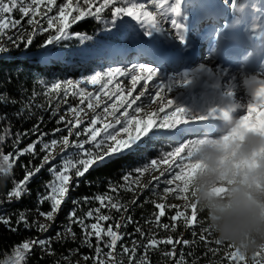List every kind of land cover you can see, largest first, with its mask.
Instances as JSON below:
<instances>
[{"label":"snow or ice","instance_id":"obj_1","mask_svg":"<svg viewBox=\"0 0 264 264\" xmlns=\"http://www.w3.org/2000/svg\"><path fill=\"white\" fill-rule=\"evenodd\" d=\"M223 5L229 10L228 15L223 18L222 24H217L222 13H209L207 9L212 8V4H198L195 0H60L59 3L58 0H0V54L9 51L3 43L4 39L17 48L24 44L27 49L38 35L49 33L40 48L59 44L70 39L73 34L69 29L86 18L110 24L111 27L105 28L110 32L117 27V21L128 17L139 25L149 41L162 36L177 42L182 50L188 49L191 46L193 14L200 11L202 15L199 19L213 21L202 34L209 41L207 58L220 55L238 61L235 72L200 62L191 70L167 75L161 62L167 61L171 54L153 49L149 44L145 46L144 55L150 56L152 62L108 67L80 81H57L46 87L43 96L47 108L44 103L35 107L45 111L52 109L48 122L58 117L55 119L57 126L50 131L45 132L41 128V124L46 126L42 115L31 129L23 132L17 130L12 133L10 121L6 126H0V177H13L18 161L25 173L18 182L13 177V187L6 193L9 203L13 200L19 202L30 195L28 185L42 170L46 169L50 175V179L43 184L44 191L37 194L39 217L49 223H39L37 218L30 222L28 209L18 210L14 214L15 221L11 214L0 212V225L13 233L21 225L26 230L34 228L40 233L48 232L51 224L56 223L70 192L79 187L80 179L86 177L90 170L107 163L109 158L136 151L142 147L145 138L157 139L162 145L167 141V147L162 146L157 157L149 158L125 172L122 182L110 181L106 191L74 199L75 207L68 213L66 222L57 225L54 237L26 238L12 248L10 255L5 253L0 264H27L35 248L48 256L57 255L53 249L54 240L62 245L76 243L78 237L74 226L81 230L80 243L75 249H67L62 254L69 264H79V260L73 261V256H81L85 264H154L151 254L155 252H160L173 264H189L184 248L197 243L198 234L194 226L205 221H198L195 204L190 207L183 205L181 210L179 204L169 205L165 201L169 196H174L177 201L188 198L184 183L192 169L203 167L195 159L200 148L210 145L227 153L222 163L233 177L228 183L247 181V173L264 164V0H260L259 4L251 0H223ZM109 9L111 19L107 20L104 14ZM17 11L20 19L13 15ZM24 18H27L31 31L22 26ZM165 24L169 25L168 29H165ZM18 27L15 36L9 35ZM126 27L131 28V25ZM241 31L248 34L249 40L261 52V70L258 72L250 68L255 48L237 53L227 50V45ZM75 35L81 42L90 39L79 33ZM39 83L43 85L45 82ZM88 85L93 88L89 89ZM172 93L176 94L170 95ZM37 95L33 90L28 102L21 103L15 116L22 117L25 122L35 116L33 101ZM69 97L78 102L75 105L69 103ZM54 100L59 102L53 108ZM9 101L13 105L17 103L14 98L10 100L7 94H0V105H7ZM62 104H67V109L60 114ZM152 105L156 107L147 111ZM5 120L7 114L0 113V124ZM33 135L35 140L23 148L19 147L25 138L30 139ZM193 136L195 138H191ZM9 138H12V150L5 153L2 149ZM249 140L258 142L260 146L247 151ZM70 148L75 152L68 153ZM25 156L30 157L26 163L21 161V157ZM36 159L40 160L39 164L33 163ZM162 166H166L163 171ZM149 172H158L159 175L149 181V184L156 182L152 186L155 199L146 198L144 203H152L157 211L152 213L154 220L146 223L175 233L177 222H182L185 228H192L191 239L183 238V233L175 240L171 235L157 238L156 233H146L134 220L129 203L137 204V189H148L149 184L141 186L140 179ZM166 173L167 177L161 179ZM92 183L85 180L87 186ZM161 184L165 187L159 192L157 189ZM227 190L221 187L215 191L224 194ZM121 191L133 193V199L124 201ZM45 202L49 204L48 211L40 210ZM93 203L98 206L83 210L85 205ZM138 206L143 207L142 204ZM167 209H175V212L167 216L170 222L162 223ZM113 210L120 213L119 219L113 216ZM129 225H135L131 233L126 231ZM198 241L213 254L220 251L218 246L229 249L224 253L226 264H264V248L253 253L248 261L246 254H241L233 245L213 238L207 227L200 229ZM161 245L171 247L165 250L160 248ZM177 245L181 246L179 254ZM81 247L90 249L91 254H81ZM188 255L191 256L192 252L189 251ZM195 260L194 257L192 264ZM53 264H60V260L53 261ZM215 264L221 262L216 261Z\"/></svg>","mask_w":264,"mask_h":264},{"label":"trees","instance_id":"obj_2","mask_svg":"<svg viewBox=\"0 0 264 264\" xmlns=\"http://www.w3.org/2000/svg\"><path fill=\"white\" fill-rule=\"evenodd\" d=\"M60 1H58L59 3ZM16 18L20 19V13L14 12ZM105 19H111V10L109 9L105 14ZM22 22H25V18ZM105 24L102 22L96 21L94 18H86L84 21L78 22L74 25L69 31L73 34L72 37L68 40H62L59 44L50 45L47 49L40 48V45L45 41L49 33H44L42 36H37L33 40V44L30 45L27 49L24 47V44H21L19 48L15 46L7 47L9 51L7 53L0 54V94H7L10 97V100L14 98L17 103L15 105L9 103L7 105H0V113L7 114V120L3 121L0 126H6L8 122H11V132L15 133L17 130L23 132L24 130L31 129L33 125L37 123V119L39 116L44 117L45 124H41V128L43 131L48 132L57 125L55 124V119L53 118L51 122H48L49 116L51 114L52 109L48 108L47 111L44 109L36 108L35 105L44 103L45 108H47V103L41 99L39 96V90L41 88V84L39 81H46L53 76H58L62 72H67V69L72 66L70 64L71 61L75 60L79 55V47L81 43V39L76 36V33H79L83 36L90 37V39H85L84 41L94 42L97 38V32L104 26ZM5 40V39H4ZM44 53H51L52 59L49 64H42L37 62V58L39 55ZM63 60H67V63H63ZM70 64V65H69ZM23 89V90H22ZM35 90L38 95L33 101V110L36 115L26 122L22 117L15 116V113L18 112L21 108V103H27L29 97L32 96V92ZM62 127V125H61ZM66 134V133H65ZM14 138V137H12ZM9 138L5 145L3 146V151L5 153L12 150L11 148V139ZM50 138V137H49ZM83 138V137H81ZM36 136H31L29 138H25L23 142L19 145L20 148H23L26 144L31 142V140H35ZM157 139L147 140L145 138V142H142V147H139L136 151L131 152L128 155H119L114 158H109L107 163H104L100 167H95L93 170H90L86 177L81 178L79 182V187L75 190L71 191L66 201H72V209L75 207L73 204V200L76 198H82L85 196L91 197L93 194L102 193L106 191L109 182H122V175L127 172L129 169H134L138 166L141 161V156L143 155L146 159L154 158L157 155L151 148H148L150 145H154V142ZM156 146H154L155 148ZM30 157H21V161L26 163ZM34 164H39L40 160L36 159L33 161ZM48 166H46L47 168ZM24 170L20 166V161L16 163L13 170V177L18 182L24 176ZM133 175H136L133 173ZM13 177H0V198L3 203H0L1 212L6 214H11L13 221H15V213L18 210L28 209V219L31 222L33 218H35V214L37 211V194L38 192H43V184L44 182L50 179L49 173L45 170H42L37 177L33 178L29 183L28 187L30 188V195L24 196L19 202L13 200L11 203L8 202L7 198H5L6 193L11 190L13 187ZM85 180L93 181L90 186L85 184ZM139 199L137 200L136 205H132L129 203V208L131 213L133 214L134 220L138 221L139 226L146 233H156L157 238H166L171 235L175 240L183 233V238L191 239L190 233L192 228H185L183 224L177 223L178 228L177 232L173 233L171 231H166L162 229H158L154 224L146 223V221L154 220L152 213L157 211L154 209L152 203H144L146 198L154 199L146 191H142L136 194ZM120 196L124 201H131L133 199V194L130 192L121 191ZM143 205L140 207L138 205ZM97 204L93 203L92 205H85L83 207L84 211H87L88 207H95ZM67 207L64 203L62 204V208ZM40 210L48 211L49 204L45 202L42 206H40ZM166 217L162 218L163 222H170L167 219V216L172 215L173 209L166 210ZM79 214V213H78ZM113 216L119 219L120 213H116L113 210ZM127 215V214H125ZM204 220V224L195 225V230L199 235L200 229L202 227H207V217L206 214L198 212V221ZM123 223V221H121ZM15 226V225H14ZM135 225H129L126 229L127 232H133ZM74 230L77 233V241L75 244L69 242L67 244L56 243L55 240L53 242V249L57 255L48 256L43 253L39 248H35L33 254L28 260L27 264H53V261L59 259L60 264H69L68 261L63 259V255L67 249H75L77 245L80 243V235L81 230L74 226ZM121 231H125V229H121ZM41 233L31 229L26 230L23 226H19V229L16 233L11 232L8 229H4L0 227V259H2L7 253L11 254V250L15 245L20 244L26 238L29 237H39ZM197 235V243L192 245L190 248L185 247L184 252L189 264H192V260L195 257V264H215L216 261L221 262V264H226L224 261V253L225 251H230L226 249L224 246H218L220 251L218 253L213 254L212 252L207 251V247L198 241ZM213 238L215 236L213 235ZM127 239V238H126ZM171 246H163L160 248L168 250ZM210 247H217L215 245H211ZM181 246L177 245V253L179 254ZM119 250V249H118ZM189 251L192 252V255H188ZM207 252V255L205 253ZM81 254H91V250L86 247L80 248ZM152 259L155 262L159 261V264H173V261L166 260L161 256L160 252L152 253ZM43 256V259L40 257Z\"/></svg>","mask_w":264,"mask_h":264},{"label":"clouds","instance_id":"obj_3","mask_svg":"<svg viewBox=\"0 0 264 264\" xmlns=\"http://www.w3.org/2000/svg\"><path fill=\"white\" fill-rule=\"evenodd\" d=\"M259 143L249 140L247 151L256 150ZM227 153L210 145L202 146L195 159L203 167L192 169L184 187L188 198L183 205L195 204L199 213L206 214L207 228L221 243H228L241 254H253L264 248V164L247 173V181L233 179L222 163ZM226 187L224 194L217 188Z\"/></svg>","mask_w":264,"mask_h":264},{"label":"rangeland","instance_id":"obj_4","mask_svg":"<svg viewBox=\"0 0 264 264\" xmlns=\"http://www.w3.org/2000/svg\"><path fill=\"white\" fill-rule=\"evenodd\" d=\"M60 1V0H58ZM55 11V10H54ZM18 12V11H17ZM19 13V12H18ZM14 15V14H13ZM15 16V15H14ZM16 18V17H15ZM127 19V21H131L130 18L128 17H124ZM18 19V18H16ZM120 21V20H119ZM118 22V21H117ZM134 22V21H132ZM128 23V22H127ZM22 26L27 30V31H31V26H28L27 25V18H25V22H22ZM45 26H46V23H45ZM107 27H111V25H106ZM132 26V25H131ZM164 27H166L167 29L169 28V25L165 24ZM137 29L135 28H132V33L133 35H136V31ZM19 31V27L16 28V29H13L11 32H9V35H13L15 36V33ZM113 30H111L110 32L109 31H105L104 30H100L97 35L100 36V34H111L112 36L115 34L112 33ZM122 32V31H121ZM43 35V34H42ZM42 35H38V36H42ZM118 37L120 39V43L123 45V46H127V47H132L133 44L135 43L134 41V37L131 38V36L129 35V38H127L125 41H121V34H118ZM166 41V40H165ZM119 42V40H118ZM159 45H161V47H163L165 45L164 41H162L160 38H159ZM3 43L7 46V47H10V46H15L12 42L8 41L7 39H5L3 41ZM140 41L137 42V44H139ZM163 45V46H162ZM139 46V45H138ZM129 48V49H130ZM153 48V47H152ZM154 49V48H153ZM134 50H138V49H134ZM133 50V51H134ZM86 52H90L87 48H86V44L85 42H81L80 43V47H79V56H77V58L73 61L70 62V64H72V66H70L69 69H67V72H62L60 75L58 76H53L51 78H49L48 80L44 81L45 83L42 85L41 84V88L40 90L38 91L39 92V96H41V99L47 103L46 101V98L43 96V92L44 90L46 89V87L50 86L52 83H55L57 81H67V80H73V81H80V80H83V79H86L88 76H91L93 75L96 71H104L106 70L108 67H117V66H121V67H124V66H129L131 63L133 62H146L145 60V57H143V54L140 53H130L129 54V57H132L133 54H134V57L133 59L129 60V61H120V60H117V61H106V60H103V59H91L90 57L87 56V53ZM201 55L199 57H197L191 64H194L195 66L198 65L200 62H204L205 63V60H206V57H207V54H206V50H201ZM140 56L142 57V59H138L139 57L137 56ZM147 57H150L147 55ZM46 58L44 57H40L38 60L39 61H42V60H45ZM37 60V62H38ZM49 62H51L49 60ZM150 62V61H149ZM63 63H67L68 64V61L67 60H63ZM69 64V65H70ZM182 65V63H181ZM179 65L177 68H172L171 71L169 70H165L166 74L167 75H176L178 74L179 72H181L182 70V66ZM193 66V65H192ZM191 66V67H192ZM121 79L123 80L124 78L121 77ZM87 87H89V89H92L93 86L91 85H88ZM130 87V85H129ZM137 91H139V88L137 89ZM176 93H172L170 95H175ZM55 95V94H53ZM135 95V93H134ZM61 97H62V94H61ZM143 99V98H142ZM59 101H56L54 100L52 102V107L54 108L56 106V103H58ZM69 103L75 105L78 101L72 99L71 97H69ZM139 103V102H138ZM135 107V106H134ZM156 107V105H152L151 107L147 108V111H152L154 108ZM67 109V104H62L61 107H60V114H63L65 112V110ZM184 127V126H182ZM191 138H195L194 136L191 137ZM74 139V137H73ZM83 139V138H81ZM143 145V144H142ZM154 146H156L154 148ZM167 147V141H165L163 143V145L161 144V142H159L158 140H156L154 142V145H150L148 146V148H151L152 151L155 152L156 155H158L161 147ZM57 152H59V149H57ZM72 152H75V149H68V153H72ZM67 154V153H66ZM157 157V156H156ZM57 159H59V157H57ZM148 159H146V157H144L143 155L141 156V161L140 163L138 164V166H140L143 162H146ZM56 161H53V163H55ZM164 167L166 166H162L161 167V171H163ZM156 175H159L158 172H149V173H146L141 179H140V184L141 186L144 185V184H149V181L152 180V177L153 176H156ZM167 177V173H166V176L165 177H162L161 179H164ZM156 183L155 181H153V184ZM153 184H149V187L148 189H137L136 191V194L137 193H140L141 191H146L148 193V195H150L152 198L155 199V197L152 196V186ZM165 187V185L161 184L160 185V188L157 189V191L159 192H162V189ZM131 193V192H130ZM133 194V193H132ZM5 198H7L5 196ZM0 201H2V199L0 198ZM167 204L171 205V204H179L181 206V210H182V206H183V201H177L175 199L174 196H169L167 201H165ZM65 205H67V207H61V210L60 212L58 213V216H57V219H56V223H53L51 224V228L48 232L46 233H41V235L39 236L40 238H45V237H54L55 236V233L57 232V225L60 224L61 222H66V217L68 215V213L70 212V210L72 209V201L69 200V201H65L64 202ZM154 206V205H153ZM173 211H175V209H173ZM0 212H1V208H0ZM4 213V212H2ZM6 214V213H4ZM35 218L38 219L39 223H42V224H48L49 222L46 221L43 217H39V214H38V211H36V214H35ZM0 227L4 228V229H8L6 226L4 225H0ZM9 230V229H8ZM33 230H35L33 228ZM36 231V230H35ZM40 233V232H39ZM253 254H246V257H247V260L250 261L251 260V257H252ZM73 261L75 260H79V264H85V261L81 258V256H73ZM69 263V262H68ZM88 264H91V262H88Z\"/></svg>","mask_w":264,"mask_h":264},{"label":"bare ground","instance_id":"obj_5","mask_svg":"<svg viewBox=\"0 0 264 264\" xmlns=\"http://www.w3.org/2000/svg\"><path fill=\"white\" fill-rule=\"evenodd\" d=\"M193 18H194V16H193ZM127 25H133V22H128L127 23V22H124L122 20L118 21L117 22V27L116 28H112V30H113L112 33L115 32V34L113 36L112 35L111 36L114 37V38H117L118 34H121L122 32L127 31V29H128V27H126ZM193 26H194V24H193ZM198 26L199 25H197V26L195 25L196 28ZM196 28H192V32L190 33V36H191V46L187 50L189 51L188 52L189 55L192 56V59L189 62L187 60L182 59L181 52L184 49L182 50L181 49V46H179V44L177 42L171 41L170 39H165V37H162V36L161 37H158L157 40H159V38L160 39L162 38V39L166 40L167 44H165V46L162 45L163 47H161V45H160L156 50H162L164 52L172 53L173 54V60H171L172 58L171 59H168V60H171L169 63H167L166 61H162L161 62V65L166 70L171 71L172 68H175V67L177 68L179 65H181V63H180L181 61H183L182 65H181L182 66V70L181 71L191 70L192 67H195V65L194 64H191V63L197 57H199L201 55V53H200L201 50H206V45L202 41H200V43L198 44V46L196 48L194 47V46H196L194 44V42L197 40L195 38V34H196L195 30H196ZM165 29H167V28L165 27ZM134 39L136 40V42L133 44V46L131 48L130 47H127L125 45V46H121L119 48H117V46L116 47H109V48L104 49L103 51L105 53H112L115 50L117 52H119V54L117 56H115V61H117V60L126 61L127 59H128L127 61H129V60L133 59V57H134V54H133L132 57H129V54L130 53H132V52L133 53H138V54L142 53L143 54V57H145V59H143V60H145L146 62H149V59H148L147 55H144V51H145L146 44H143L145 41L148 42L149 39L147 37H144L143 38V41H141L140 37L137 34L134 35ZM153 40H155V39H153ZM153 40H151V41H153ZM138 41H140L139 44H137ZM138 45H140V47ZM135 48L138 49V50H134ZM135 56H137V55H135ZM137 57H139L138 59H140V58L142 59V57H140V56H137ZM205 63H207L209 66H211L213 68L220 67V68L228 69L230 72H235L236 71V68H234V67L219 65L216 61H214L213 59H208L207 57H206ZM174 212L175 211H173L172 214H174ZM177 223L182 224V222H177Z\"/></svg>","mask_w":264,"mask_h":264}]
</instances>
